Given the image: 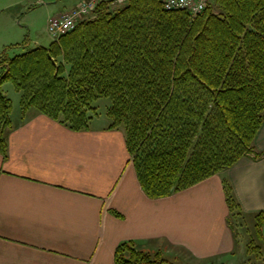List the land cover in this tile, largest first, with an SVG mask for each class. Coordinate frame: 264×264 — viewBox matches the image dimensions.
<instances>
[{
    "label": "trees",
    "instance_id": "trees-1",
    "mask_svg": "<svg viewBox=\"0 0 264 264\" xmlns=\"http://www.w3.org/2000/svg\"><path fill=\"white\" fill-rule=\"evenodd\" d=\"M95 17L49 45L0 53V153L7 158L12 101L74 131H86L109 99V129H123L144 193L168 197L227 170L244 157L260 160L255 145L264 123V0H211L199 14L168 10L162 0L101 2ZM235 237L243 209L223 180ZM122 218L124 215L112 209ZM263 236L264 212L256 214ZM252 240L250 254L262 253ZM264 258V255L262 256ZM115 264H181L162 250L122 241Z\"/></svg>",
    "mask_w": 264,
    "mask_h": 264
},
{
    "label": "crops",
    "instance_id": "crops-1",
    "mask_svg": "<svg viewBox=\"0 0 264 264\" xmlns=\"http://www.w3.org/2000/svg\"><path fill=\"white\" fill-rule=\"evenodd\" d=\"M79 1L55 0L65 4L55 16ZM7 142V158L0 153V264H115L125 240L181 264L253 260L247 247L237 255L223 180H230L244 217L256 220L264 212V157H244L190 188L151 199L121 128L74 131L30 108L12 119ZM255 145L264 151V123Z\"/></svg>",
    "mask_w": 264,
    "mask_h": 264
},
{
    "label": "rangeland",
    "instance_id": "rangeland-1",
    "mask_svg": "<svg viewBox=\"0 0 264 264\" xmlns=\"http://www.w3.org/2000/svg\"><path fill=\"white\" fill-rule=\"evenodd\" d=\"M55 0H0V53L9 45L24 43L25 47H13L8 50L11 55L19 54L27 48H34L39 45L47 46L53 38L49 34L48 24L55 17L56 11L65 6L63 2L55 5ZM95 17V16H93ZM3 90L12 101L13 120L18 121L22 116L21 92L17 91L14 84L8 81L4 84ZM98 105V113L94 125H109L110 120L106 116V108L110 104L109 99H100L95 103ZM236 233L237 255L248 246L252 240L255 245H261L262 253H254L252 261L264 255V224L261 226L263 236L257 235V220L240 216L238 218ZM247 261L246 264L252 262ZM262 261L258 260L257 264Z\"/></svg>",
    "mask_w": 264,
    "mask_h": 264
},
{
    "label": "built area",
    "instance_id": "built-area-1",
    "mask_svg": "<svg viewBox=\"0 0 264 264\" xmlns=\"http://www.w3.org/2000/svg\"><path fill=\"white\" fill-rule=\"evenodd\" d=\"M110 1L113 5H121L127 0H80L78 4L54 18L48 24V31L53 40L76 28L86 18L93 17L98 5ZM168 10H186L193 15L201 13L211 0H162Z\"/></svg>",
    "mask_w": 264,
    "mask_h": 264
}]
</instances>
